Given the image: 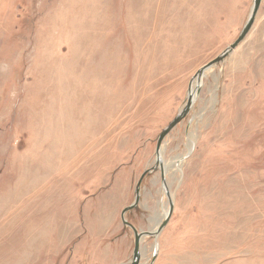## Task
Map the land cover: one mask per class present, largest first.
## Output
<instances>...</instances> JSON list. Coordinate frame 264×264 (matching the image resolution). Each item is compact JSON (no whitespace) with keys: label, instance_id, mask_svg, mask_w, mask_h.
Instances as JSON below:
<instances>
[{"label":"rangeland","instance_id":"obj_1","mask_svg":"<svg viewBox=\"0 0 264 264\" xmlns=\"http://www.w3.org/2000/svg\"><path fill=\"white\" fill-rule=\"evenodd\" d=\"M252 4L0 0V264H130L145 171L139 264H264V0L194 79Z\"/></svg>","mask_w":264,"mask_h":264},{"label":"water","instance_id":"obj_2","mask_svg":"<svg viewBox=\"0 0 264 264\" xmlns=\"http://www.w3.org/2000/svg\"><path fill=\"white\" fill-rule=\"evenodd\" d=\"M260 2L261 0H253V4H252V8H251V12L250 15L248 17V20L246 21L243 29L241 30L238 38L235 40V42L229 46L220 56H218L216 59H214L213 61L209 62L207 65H205L204 67H202L197 73L196 76L194 78H201L203 72L207 69H209L211 66L223 61V59L243 40V38L246 36V34L248 33V31L250 30L255 16L257 14V11L259 9L260 6ZM193 103V96L191 94H188V98L187 101L185 103V106L183 107V109L178 113V115L168 124V126L162 130V132L160 133L157 142H156V154L158 156L159 153V149L161 146V142L163 141V139L169 134V132H171L173 130V128H175L188 114L191 105ZM147 173V171L143 172V174L141 175V177L139 178L136 188H135V199L134 202L127 208L123 209L120 215V219L121 222L124 226L129 227L134 234V246H133V252H132V260L130 262V264H139V244H140V239L142 236H148V235H152L157 237V235H159L161 233V231L166 227V225L168 224L172 213H173V206L172 203L169 202V208H168V212L167 215L165 217V219L161 222V224L158 226L155 234H139L130 224L127 223V221L124 219V215L126 212L134 209L139 201V187L141 184V181L143 180L145 174ZM167 197L169 198V196L167 195ZM156 250V248H155ZM155 258V256L153 257V259Z\"/></svg>","mask_w":264,"mask_h":264},{"label":"bare ground","instance_id":"obj_3","mask_svg":"<svg viewBox=\"0 0 264 264\" xmlns=\"http://www.w3.org/2000/svg\"><path fill=\"white\" fill-rule=\"evenodd\" d=\"M209 70V69H208ZM208 70H205L206 72L208 71ZM204 71V72H205ZM203 72V73H204ZM206 74V73H205ZM205 74H202V76H201V78H194L195 80H196V83H197V87H199L200 86V80L202 79V77H203V75H205ZM193 87V86H192ZM193 89V88H192ZM193 97L195 96V91L191 94ZM189 151H191V148H189ZM161 156H162V153L160 154V152L158 153V160H157V162H158V164H160L161 162H162V160H161ZM179 164H180V160L178 159L177 160V162H176V165H174V166H172L174 169H176V170H178V172H179ZM164 171L166 172L167 171V166H165V164H164ZM167 212H168V210H165L163 213H162V215L161 216H159V218H158V220L156 221V220H154V221H156V223H155V226H154V228L152 229V231H151V234H155V232H156V230H157V228H158V226L161 224V222L165 219V217H166V215H167ZM151 221V220H150Z\"/></svg>","mask_w":264,"mask_h":264}]
</instances>
